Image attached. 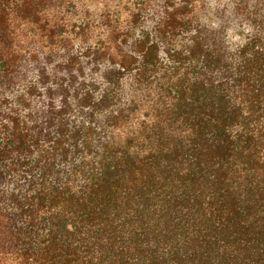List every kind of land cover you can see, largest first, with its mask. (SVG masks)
Segmentation results:
<instances>
[{
	"label": "trees",
	"instance_id": "obj_1",
	"mask_svg": "<svg viewBox=\"0 0 264 264\" xmlns=\"http://www.w3.org/2000/svg\"><path fill=\"white\" fill-rule=\"evenodd\" d=\"M93 1L0 0V264H264V0Z\"/></svg>",
	"mask_w": 264,
	"mask_h": 264
},
{
	"label": "rangeland",
	"instance_id": "obj_2",
	"mask_svg": "<svg viewBox=\"0 0 264 264\" xmlns=\"http://www.w3.org/2000/svg\"><path fill=\"white\" fill-rule=\"evenodd\" d=\"M93 3H98V6L100 5V2L86 0V4L91 5V7L95 6ZM90 35L92 37L91 32ZM101 39L106 40L107 36L102 37ZM101 68L102 67L99 68L100 70L97 75L103 74L104 70H102ZM75 73L74 74L78 76L79 80L83 79L79 74L81 73L80 71H76ZM68 84L69 83H66L65 87H67ZM107 87V84L99 85L100 93L98 94L99 96L96 97V100L101 99L100 94L101 92L104 93ZM54 94L60 95V89H57ZM74 94L75 92L73 88L70 91H67V95ZM92 109L93 105L91 109L86 108L83 111H79L78 107H73L71 112H68L66 113V115L62 116L64 117L65 121L58 123V126L63 125L66 127V137H74V139H77L76 144L72 145L71 149L64 147L63 141L61 145H59L57 151V153L61 154L64 158V160L57 161L62 163L63 171L60 173L59 178L63 177L64 181L66 180V178H69L70 176L72 177L76 169H79V173L84 171L86 172V170L91 166V163L96 161V157H91L93 149L97 148V154H99V152L103 149V144L113 139H116L119 143L124 145V139L127 137V132L130 131L128 126H126L125 122L123 121H121L117 127H112V129H109L107 125V110H103L102 112H100V110L95 109L92 112L90 111ZM73 113L77 114L75 115V117L77 116V122L75 123L72 119ZM54 129L56 130L57 128ZM23 184L24 183L22 182V180L16 182L10 179V182L5 184L4 190L7 194H10L11 192H18L22 188Z\"/></svg>",
	"mask_w": 264,
	"mask_h": 264
}]
</instances>
